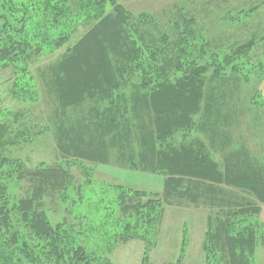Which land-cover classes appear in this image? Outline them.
Masks as SVG:
<instances>
[{"label": "trees", "instance_id": "trees-1", "mask_svg": "<svg viewBox=\"0 0 264 264\" xmlns=\"http://www.w3.org/2000/svg\"><path fill=\"white\" fill-rule=\"evenodd\" d=\"M263 6L264 0L242 4L223 18L230 31H243ZM199 17L178 8L163 24L117 0H0V68L26 73L65 49L40 71L61 163L29 167L11 160L4 148L9 129L0 127L4 264L11 263L12 249H25L20 255L33 264H108L113 245L88 250L82 240L91 235L88 227L48 216L61 212L70 191L79 198L82 185L72 170L85 163L164 178L161 193L114 187L115 205L100 222L112 231V244L144 241V264L167 207L207 212L208 264L216 258L253 264L258 244L264 247V162L236 138L233 123L248 112L237 104L244 86L255 81L251 94L264 102V23L241 40L223 42L198 28ZM11 182L22 188L19 196Z\"/></svg>", "mask_w": 264, "mask_h": 264}, {"label": "rangeland", "instance_id": "rangeland-1", "mask_svg": "<svg viewBox=\"0 0 264 264\" xmlns=\"http://www.w3.org/2000/svg\"><path fill=\"white\" fill-rule=\"evenodd\" d=\"M117 1L134 15L152 14L163 24H167L169 19L178 13V8L186 7L189 11L197 12L200 15L199 29L206 31L210 37L223 42H226L228 38L230 41L241 40L240 36L257 32L256 28L260 29V24L264 23V6L260 13L249 22L248 28L243 31H230L231 22L223 18L225 15H229L228 12L232 9L242 8V4L249 7L251 3L258 4L261 0H229L227 2H223V0ZM81 34L82 31L78 33L71 44ZM64 51L65 49H62L42 57L26 73H22L21 68L17 71L13 67L0 68V127L7 126L9 129L5 138L8 143L4 148L5 155L13 161L24 162L29 167L40 163L48 165L61 163L56 149L53 127L48 121L49 107L46 93L41 87L40 71L53 64ZM22 77L26 78L19 80ZM16 81L17 87L15 86ZM21 87H23L21 92L23 89L26 91L19 94ZM256 88L255 81L249 88L244 86L242 94L239 96L242 101L237 104L248 106V112L243 116L235 117L238 122L236 121L237 124L233 123L235 129H232L235 130L236 138L243 139L251 153L264 162V102L262 99H257L260 97L251 94ZM262 90L264 91V88ZM24 94L27 97H24ZM32 94L33 96H31ZM240 111L238 110L237 114H240ZM246 123L247 125H245ZM22 134H27L24 140H22ZM198 137L205 140L204 143H206V139L202 135ZM182 140V137L179 138V141ZM221 156V153L215 154V158L220 162ZM72 171L78 184L82 185L81 196L79 195L77 198V194L70 191L65 202L60 205L61 212L48 214L50 220L57 223L66 217L69 223L76 225V228L88 227L87 230L91 235L82 239L88 243V250H99L101 245L105 246V243L113 245V250L106 256L108 264H144V241L137 239L126 244H112V231L103 229L100 222L110 213L108 209L115 205L117 193L113 191L114 187L123 185L161 193L164 178L159 175L122 170L115 165L105 167L85 163L83 166L76 165ZM21 189L16 187L15 182H11L10 190L14 195L19 196ZM66 209L71 212L70 218H67V213L65 214ZM207 215V212L201 209L167 207L163 222L158 229L155 247L148 254L146 264H174L180 259L184 264H208L203 250ZM114 217L115 214L110 217L112 219L108 222H112ZM35 245L38 246L36 242ZM8 251L12 260L10 264H33L20 255V253L26 252L25 249L22 252L20 249ZM0 264H4L1 259ZM213 264L223 263L216 258ZM253 264H264V247L260 244H258Z\"/></svg>", "mask_w": 264, "mask_h": 264}, {"label": "crops", "instance_id": "crops-1", "mask_svg": "<svg viewBox=\"0 0 264 264\" xmlns=\"http://www.w3.org/2000/svg\"><path fill=\"white\" fill-rule=\"evenodd\" d=\"M260 220H261L262 223H264V205H263V208H262V211H261Z\"/></svg>", "mask_w": 264, "mask_h": 264}, {"label": "bare ground", "instance_id": "bare-ground-1", "mask_svg": "<svg viewBox=\"0 0 264 264\" xmlns=\"http://www.w3.org/2000/svg\"><path fill=\"white\" fill-rule=\"evenodd\" d=\"M182 167H183V166H182ZM179 175H180V174H179ZM179 175H178V176H179ZM42 243H43V242H42Z\"/></svg>", "mask_w": 264, "mask_h": 264}]
</instances>
